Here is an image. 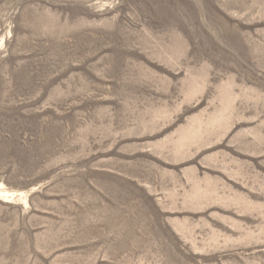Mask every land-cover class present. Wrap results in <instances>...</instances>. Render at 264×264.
<instances>
[{
	"label": "rangeland",
	"instance_id": "374dc122",
	"mask_svg": "<svg viewBox=\"0 0 264 264\" xmlns=\"http://www.w3.org/2000/svg\"><path fill=\"white\" fill-rule=\"evenodd\" d=\"M0 264H264V0H0Z\"/></svg>",
	"mask_w": 264,
	"mask_h": 264
}]
</instances>
